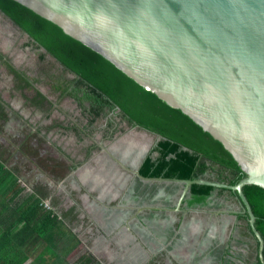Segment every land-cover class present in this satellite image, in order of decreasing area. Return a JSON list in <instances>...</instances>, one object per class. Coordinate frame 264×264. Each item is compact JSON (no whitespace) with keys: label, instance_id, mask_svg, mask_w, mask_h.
Listing matches in <instances>:
<instances>
[{"label":"water","instance_id":"obj_1","mask_svg":"<svg viewBox=\"0 0 264 264\" xmlns=\"http://www.w3.org/2000/svg\"><path fill=\"white\" fill-rule=\"evenodd\" d=\"M11 1L56 25L221 144L244 173L234 185L142 177L138 169L151 144L133 171L123 167L143 183L180 185L176 210L192 184L235 192L264 264L263 239L242 191L246 185L264 189V0ZM92 204L91 213L104 212Z\"/></svg>","mask_w":264,"mask_h":264},{"label":"trees","instance_id":"obj_2","mask_svg":"<svg viewBox=\"0 0 264 264\" xmlns=\"http://www.w3.org/2000/svg\"><path fill=\"white\" fill-rule=\"evenodd\" d=\"M0 12L9 18L21 33L29 36L30 40L24 43L22 48H29L32 51L43 48L45 53H38L40 62L45 61V54H49L63 71L73 76L62 91V96L71 97L77 101L79 117L75 121L84 122V126L79 128L81 134L89 138L93 127L105 119L109 130L107 134L109 140L113 139L116 130L120 133L125 132V126L160 137L139 166L138 172L142 177L179 180L205 178L228 185H234L244 177V173L221 144L185 114L171 108L155 94L140 87L107 60L65 35L56 25L11 0H0ZM0 59L1 62L2 59L7 61L2 63L13 75H19V71L9 64L3 54H0ZM26 86L28 87L29 84L25 79L24 87ZM1 104L0 100V108ZM5 119V114L0 109V123L3 124ZM75 121L72 123L73 128L79 127L76 126ZM95 145V143L92 144V146ZM91 150V146L87 147L86 158ZM36 152L35 159L42 161L40 157H36L40 156V151L36 150ZM73 165L66 166L65 163L56 161L50 167V173L57 180L62 179L67 171L73 169ZM16 181L0 162V189L7 190L12 186L14 191L13 195H7V200H12L22 190L24 191L21 207L18 209L23 214L21 219L24 218L26 222L23 232L34 230L38 239L41 240L51 236V229L59 228L61 220L52 210L42 206L44 197L40 192L39 195L34 191L28 193L25 187L20 188ZM138 187L139 185H136V188ZM242 191L255 217L254 227L263 239L264 259V189L256 185H246ZM154 192L155 188L138 193L140 195L148 193L150 196ZM215 192L217 196L227 193L230 197H237L236 193L230 190L192 184L189 198H184L183 201L189 206L207 204L208 199ZM216 204L217 202L214 206ZM29 216L37 221L30 223ZM237 219L240 222L238 243L240 246L246 245V248H250L249 254L245 258L239 254L238 260L243 264H260L257 241L249 227L247 214L240 213ZM227 251L228 249L219 248L212 253L218 258L220 264H235L226 257ZM78 260L79 264H98L89 256H81Z\"/></svg>","mask_w":264,"mask_h":264},{"label":"crops","instance_id":"obj_3","mask_svg":"<svg viewBox=\"0 0 264 264\" xmlns=\"http://www.w3.org/2000/svg\"><path fill=\"white\" fill-rule=\"evenodd\" d=\"M28 76L21 74L11 76L6 73L4 67H0V100L2 101L0 109L6 117L3 124L0 123V162L17 180L16 184H19L20 188L25 187L28 193L34 191L37 195L39 192L43 195L42 206L58 216L61 226L51 229L52 235L43 240L38 239L34 230L23 232L26 222L24 218L21 219L23 214L18 209L21 207L24 191L22 190L12 200H7V195L14 194L12 186L7 190L1 188L0 264H79L78 259L81 256H89L98 264L209 262L211 256L202 255L201 245L204 244L198 241L191 244L192 255L187 248L182 252L174 251L172 255L163 254L167 239L164 235H155L153 230L148 228L152 227L150 223L145 226L141 221L136 222L135 215L128 217L129 211L135 209L131 204L110 207L108 201L105 205H101L102 207H97L104 212L98 210L91 213L94 208H90L93 204L90 203L92 196L89 193H81L73 203L71 197L63 193L62 187L55 186V176L47 173L45 163L35 159L34 154L36 150L40 151L42 157L45 151L43 148L51 146L49 143L52 142L50 138L52 124L47 120L51 122L57 109L54 102L50 101L51 98L47 96L48 93L39 88H36L39 90L37 91L34 86L37 82H33ZM25 79L29 84L28 87H24ZM31 82H33L32 86H30ZM26 88L33 90L34 93L28 92ZM41 117L45 122L39 121ZM50 151L52 152V149ZM44 155L43 157L46 158L47 155ZM59 160L66 166L73 165L68 159L63 160V157ZM90 163L91 160L87 163H76L66 175L78 167L80 173L75 175L80 176L83 173V166ZM72 190L78 189L72 186ZM56 193L61 194V202L54 204ZM81 209L87 210L89 213L87 217L80 211ZM29 217L30 223L37 221ZM155 220L159 222L161 218ZM109 223L110 227L105 233L104 227ZM197 224L195 222V225ZM193 225L192 223L189 226L195 228ZM134 231L148 241L135 237Z\"/></svg>","mask_w":264,"mask_h":264},{"label":"rangeland","instance_id":"obj_4","mask_svg":"<svg viewBox=\"0 0 264 264\" xmlns=\"http://www.w3.org/2000/svg\"><path fill=\"white\" fill-rule=\"evenodd\" d=\"M0 18H3V17L0 16ZM3 19L5 20V18ZM28 41H29L28 37L25 36V34L20 33L17 27L12 25L9 21H6L5 23L0 22V54L5 55V58L8 60L9 64L13 66L14 68H16V70L19 71V74L21 73V75L23 74L24 76L29 75L28 77L32 79L33 82H37V83H34L35 89L39 88L43 92H47L48 93L47 96H49L52 99V100L50 99V101L54 102V106L57 109L54 112V118H52L51 122L49 119L47 120L48 123L52 124V130L50 131V138H52V142L49 143L51 146L50 147L48 146V148H43L45 151L44 153H42L43 156H45L44 154H46L47 156L46 158H44L43 156L42 157L36 156V157H40L42 159V161L45 163V168H46L47 173L51 174L50 167H52V164L54 162L60 161L59 159H61V157H63V160L68 159L71 164H76V163H87L93 157L98 158L101 155H105L106 148H108L113 143V141L109 140L107 136L109 130L107 129L108 126H107L106 120L105 119L101 120L99 123H97L93 127V129L91 130L92 133H90L89 138L85 136L84 134L80 133L79 128H82L84 126L83 125L84 122L79 123L78 121H75L76 118L79 117V110L77 109L78 108L77 101H75L71 97L62 96V91L66 88L68 82L72 80L73 76L63 71L61 67L53 60V58L47 54H45L46 55L45 61L40 62L38 60V53L39 52L45 53L41 49L39 51H32L29 48H22V45ZM4 61L6 60L2 59V62ZM2 62L0 61V67H4L7 70V73H9V75H12L10 74V71L6 67V65H4ZM59 72H61V74H59ZM33 82L30 83L31 84L30 86H32ZM31 91L32 93H34L33 90L28 89V92H31ZM11 101H13V99ZM35 117L38 118V116H35ZM30 121L31 122L33 121L31 119V116H30ZM39 121L45 122L43 117H41ZM74 121H75L76 126H79V127H75V128L72 127V123ZM66 126L72 127L73 129L72 128L69 129ZM125 128H124L125 132H122V133L126 135L118 132L117 130L115 131V134L113 135V137H116L119 140L123 139L121 142H123L124 145H125L124 140H126L124 138H126L127 136L130 137L131 139H134V138L140 139V144L144 140H148L149 141L148 143L151 144V146L154 145V143L156 142L155 136L143 130H139L137 128H130L127 126H125ZM29 132H30L29 134H31L30 130ZM121 134H122V137L120 136ZM134 135H137V136H134ZM94 143L96 145L92 146V144ZM90 146L92 147V150L90 151L89 154L90 155L92 154V156H88L86 158L87 147H90ZM51 149H52V152L50 151ZM36 154L37 152H35L34 155ZM117 167L119 168L118 171L119 170H121L122 172L124 171V173L121 172V175L126 180L127 175H130L129 172H125V170H123L119 166ZM75 170H73L69 175L67 174L62 179L57 180L56 178H54V180H55L56 187H62L63 193H65L68 197L70 196L72 200L77 201V197H79L81 193H84L89 189L87 186L83 185L80 181H78L74 173ZM86 171H89L90 173L89 168ZM134 179H135L134 177L129 178L127 180V185L130 184L131 181ZM136 182H137L136 184L139 185V189H140L139 191H144V190L149 191L152 188H156L154 196L157 194V192H160V191H165L166 193H168V191L171 188L174 192H177V196H178L179 190H181L178 184L169 185V184L153 183V184H149L146 186V185H142V183H140L139 180H137ZM73 184H76V186H73ZM72 186L76 187L78 190L77 191L72 190ZM124 188L126 189V187ZM89 194L90 196H93V197L97 196V194L92 191H90ZM146 195L147 194L145 195L143 194V196H146ZM154 196L152 199L147 197L148 200L150 199L155 202L154 205L157 204L158 201L161 202L164 200L165 201L163 203L165 204L169 203V200L167 199L158 200V197L154 198ZM227 197H228L227 193L219 196L217 199L218 205L219 203H221L223 206L231 207L232 210L234 211L238 210L239 208L237 204L231 198H227ZM150 200L148 202H150ZM59 202H61V194L56 193L54 197V204L59 203ZM111 205L115 206L114 204H111ZM73 206L75 207V205ZM211 209H212L211 207L205 206L200 211L201 214L198 213V215L200 217H205L207 216V214H204V213L210 212ZM158 212H159L158 210H154V209H146V210L137 211V212L131 210L129 211L128 217H131L132 215L137 213V216H139V218L142 219L145 215H148L147 213L151 215L150 217H153L154 215L158 214ZM159 213H160L159 216L161 218H162V215H167L166 211L159 212ZM88 214L89 213L87 212L85 216L87 217ZM172 215L174 216L175 221H176V217L178 216V214L176 215V213L173 212ZM193 215L197 216V214H193ZM214 217H217V216L214 215ZM229 218L230 220L227 223V226L223 231L225 233L222 232V234L220 235V238L223 241V237H224L225 239L224 242H226L227 240H229L230 236L235 234L239 241L240 235L238 236V233L240 232V228H239L240 224H235L231 216ZM93 233H94V228H93ZM220 245H225V243L220 244ZM236 245L238 246L237 248L239 250L244 249L242 248V246L238 244ZM233 247H236V246H233ZM163 254L167 255L165 250L163 251ZM209 256H212V255L210 254ZM210 261L211 263H209ZM209 262L207 263L212 264L211 259L209 260Z\"/></svg>","mask_w":264,"mask_h":264},{"label":"flooded vegetation","instance_id":"obj_5","mask_svg":"<svg viewBox=\"0 0 264 264\" xmlns=\"http://www.w3.org/2000/svg\"><path fill=\"white\" fill-rule=\"evenodd\" d=\"M0 16L5 18L1 14V12H0ZM3 18H0V22L5 23L6 19L4 20ZM6 73H7V70H6ZM122 134L120 135L121 137H122ZM134 136H137V135H134ZM124 139H126L124 140L125 145L123 144V142H121L122 140H119L116 137H113V139H111L113 143L105 150L106 154L101 155L98 158L93 157L92 159H90L91 163L87 166H83L84 168L82 170L83 171L82 175L76 176L78 181H80L81 183L83 181V183L88 186L89 190L97 194L96 196L97 200L92 203H97L96 207L100 208L102 207L101 205H105L106 202H108V199L114 197L112 198L111 201L108 202L110 207H112L111 204H114L116 206L131 204L135 208L144 207V210H145V207L157 206L160 208V209H157L159 212H164V211L167 212V215H165L166 218H161L159 216L160 214L159 212L153 217H150L151 215H145V216L143 215L144 217L141 216L143 217L142 219H140L139 216L135 215L136 214L135 213L134 218L136 219V222L141 221L145 226L150 223L152 227H148V228L150 230H153V233L155 235L157 236L164 235L165 238L167 239V242H166L167 247L172 245L171 242L174 238V235L176 234L174 233L173 226H175V224L176 226L177 224H179L178 228L181 229V232L178 237L180 239L176 240V242L173 245L172 250H169V252H174V251L182 252L184 249L187 248L190 251V254L192 255L193 248L191 244H193L195 241H198L199 243L204 244V246L201 245L202 255L203 256L207 255L208 257L210 254L212 255L211 257H209L212 259V264H220V261L218 260V258L212 253V251L219 249V248L228 249L226 257L234 261L235 264H243L242 261L238 260V255L242 254L243 257L245 258L247 254H249L250 248L249 247L246 248V245H243L242 248L246 249V251L239 250L237 248L238 246L236 245V244L239 245V243H238V239L235 234L230 236L229 240H227L226 242H224L225 241L224 237H223V241L220 238V235L222 234L225 226L230 220L229 218L230 216L234 218L233 222H235V224H240V222L237 219V215L240 213H243L244 211L237 197H230V195H228L229 197H227V198H231L237 204L239 209L234 211L229 206H223L221 203H219L218 205L217 199L219 196H217V192H215L208 199L209 202H207V204L196 205V206L186 205L183 199L189 198V197L187 194H185L182 198L179 210H176V204L180 198V190H179L178 196H177V192H174L172 188L168 191V193H166L165 191H160V192H157L155 196H154L155 192L154 194L150 196L148 193H144V195L147 194L146 196H143V194L140 195L138 193L140 190L139 187L136 188L137 179L132 180L131 183L127 185V180L131 177H134V175L130 170L124 168L123 166H126L127 168L133 171L140 157L143 156L145 152L147 151L148 146H149V143H148L149 141L143 139L144 141L140 144V139L138 138L131 139L130 137L127 136ZM89 156H92V154ZM117 166L121 167L123 170H125V172H129L130 175H127L126 180L121 175L122 171L121 170L118 171L119 168ZM88 168L90 169V173L89 171H86ZM122 173H124V171ZM141 183L142 185H146V186L149 184H153V183H143V182ZM161 184H165V183H161ZM169 185H175V184L169 183ZM92 186H95V187H92ZM124 187H126V189ZM114 193H117V195ZM153 196L154 198L158 197V200L167 199L169 200V203H166V204L163 203L165 201L164 200L161 202L158 201L157 204L154 205L155 202L150 200L153 198ZM147 197L150 198L149 199L150 202H148L149 200L147 199ZM99 201L101 203H99ZM215 202H217V204L214 206ZM205 206L211 207L212 209L210 210V212L204 213V214H207V216L200 217L198 213L201 214L200 211ZM90 208H94V206L92 205V207ZM133 210L135 212L138 211L136 209H133ZM224 210L227 212H224ZM80 211L83 214L87 213V210L85 211L84 209H81ZM81 212H77V213H81ZM173 212L176 213V215L178 214L177 216L178 218L176 217L177 222L175 221V218L172 215ZM193 214H197V216L196 215L194 216ZM214 215L217 217H214ZM156 218H161V220L163 221L159 220L158 222L157 220H155ZM195 222H197L198 224L195 225ZM192 223L194 224L193 226H195V228H191V226H189ZM197 227H199L198 230H197ZM238 236H239V233H238ZM145 241H148V239L145 238ZM221 242L225 243V245H220V244H223ZM233 246H236V247H233ZM197 264H208V263L199 262Z\"/></svg>","mask_w":264,"mask_h":264},{"label":"clouds","instance_id":"obj_6","mask_svg":"<svg viewBox=\"0 0 264 264\" xmlns=\"http://www.w3.org/2000/svg\"><path fill=\"white\" fill-rule=\"evenodd\" d=\"M6 19V18H5ZM15 26V25H14ZM16 27V26H15ZM19 31V30H18ZM20 32V31H19ZM24 34V33H23ZM29 40H30V38H28ZM140 182V181H139ZM141 183V182H140ZM91 190H87L85 193H89ZM91 198H94L93 196L91 197ZM96 199V198H95ZM91 200L92 199H90V202H91ZM97 200V199H96ZM95 200V201H96ZM100 202V201H99ZM116 206V205H115ZM115 206H112V207H115ZM138 207H136L135 209H137ZM146 210V209H145ZM139 211V210H138ZM148 215H150L149 213H147ZM163 217L162 218H166L165 217V215H162ZM174 224V223H173ZM144 225V224H143ZM178 226H179V224H177V226H173V229H174V233H176L175 235H174V238H173V240H172V242H171V244L172 245H170V246H168L167 247V243L165 244V246H166V249H164L165 251H166V253L167 254H170V255H172V252H169V250H172V248H173V245H174V243L176 242V240L177 239H180L178 236H179V234H180V232H178V230H180V228H178ZM177 231V232H176ZM134 236L135 237H140V238H142V239H144L145 240V238H143V237H141L140 235H137L136 234V232L134 231ZM151 241V240H150ZM243 250H245L246 251V249H243Z\"/></svg>","mask_w":264,"mask_h":264},{"label":"bare ground","instance_id":"obj_7","mask_svg":"<svg viewBox=\"0 0 264 264\" xmlns=\"http://www.w3.org/2000/svg\"><path fill=\"white\" fill-rule=\"evenodd\" d=\"M110 200H112V198L108 199V201H110ZM135 215H137V213H136ZM180 243H181V242H180ZM172 254H173V252H172Z\"/></svg>","mask_w":264,"mask_h":264}]
</instances>
